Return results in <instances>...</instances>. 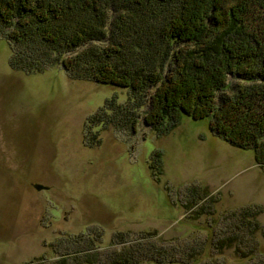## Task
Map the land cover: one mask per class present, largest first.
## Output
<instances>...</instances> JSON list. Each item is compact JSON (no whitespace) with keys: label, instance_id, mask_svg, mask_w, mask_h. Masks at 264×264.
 <instances>
[{"label":"rangeland","instance_id":"374dc122","mask_svg":"<svg viewBox=\"0 0 264 264\" xmlns=\"http://www.w3.org/2000/svg\"><path fill=\"white\" fill-rule=\"evenodd\" d=\"M157 8L142 20L124 3L108 17L150 27L171 12ZM120 30L93 45L137 41ZM11 48L1 37L0 264H264V166L252 151L208 120L147 127L148 102L135 132L120 116L96 124L130 91L61 68L29 75L10 67Z\"/></svg>","mask_w":264,"mask_h":264},{"label":"trees","instance_id":"16d2710c","mask_svg":"<svg viewBox=\"0 0 264 264\" xmlns=\"http://www.w3.org/2000/svg\"><path fill=\"white\" fill-rule=\"evenodd\" d=\"M124 3L142 20L147 8L171 12L162 23L157 14L150 27L145 20L116 24L108 12ZM120 29L137 41L93 45ZM1 37L13 48V69L31 75L61 68L73 81L129 90L124 104L108 99L91 119L96 124L120 116L135 132L148 102L147 127L162 132L183 115L208 120L216 136L252 151L264 166V0H0Z\"/></svg>","mask_w":264,"mask_h":264},{"label":"water","instance_id":"95a60500","mask_svg":"<svg viewBox=\"0 0 264 264\" xmlns=\"http://www.w3.org/2000/svg\"><path fill=\"white\" fill-rule=\"evenodd\" d=\"M36 188L38 189V190H41V189H43V187L42 186H36Z\"/></svg>","mask_w":264,"mask_h":264}]
</instances>
